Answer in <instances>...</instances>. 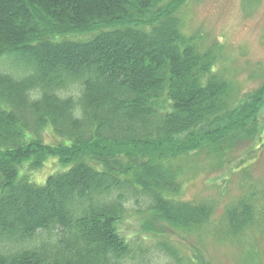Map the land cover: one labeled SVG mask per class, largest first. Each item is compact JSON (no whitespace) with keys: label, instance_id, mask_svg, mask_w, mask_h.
<instances>
[{"label":"trees","instance_id":"obj_1","mask_svg":"<svg viewBox=\"0 0 264 264\" xmlns=\"http://www.w3.org/2000/svg\"><path fill=\"white\" fill-rule=\"evenodd\" d=\"M188 1L0 0V264H126L133 244L119 226L131 207L155 230L210 223V205L175 198L174 159L253 138L264 85L237 107L215 51L182 31ZM13 55L20 65L5 71ZM77 106L83 119H73ZM49 128L57 144L44 142ZM50 157L71 168L44 186L20 176L24 163ZM226 217L237 237L257 214L243 199ZM57 231L53 243L35 244Z\"/></svg>","mask_w":264,"mask_h":264},{"label":"rangeland","instance_id":"obj_2","mask_svg":"<svg viewBox=\"0 0 264 264\" xmlns=\"http://www.w3.org/2000/svg\"><path fill=\"white\" fill-rule=\"evenodd\" d=\"M178 16L183 33L196 38L200 51H215V73L232 84L237 107L264 85V0H189ZM99 32L69 38L87 41ZM19 65L20 59L13 55L1 68L10 72V66ZM255 117L256 135L235 142L226 153L215 154L201 146L174 159L182 180L181 192L175 198L210 205V223L191 233L167 227L155 230L149 213L131 207L119 226L133 244L132 259L126 264H264V101ZM227 122L206 127L200 133ZM43 140L51 145L60 142L51 128ZM70 168L57 157H50L39 167L28 161L19 172L37 186H44L50 176ZM243 199L252 204L257 219L234 237L228 232L226 213ZM60 233H40L35 244L53 243Z\"/></svg>","mask_w":264,"mask_h":264},{"label":"clouds","instance_id":"obj_3","mask_svg":"<svg viewBox=\"0 0 264 264\" xmlns=\"http://www.w3.org/2000/svg\"><path fill=\"white\" fill-rule=\"evenodd\" d=\"M77 95H82V92L77 93ZM40 98L41 97L37 96V95H29L30 102L37 101ZM72 116H73V119H77V120L83 119L84 118V109L81 106L75 107L73 112H72Z\"/></svg>","mask_w":264,"mask_h":264}]
</instances>
